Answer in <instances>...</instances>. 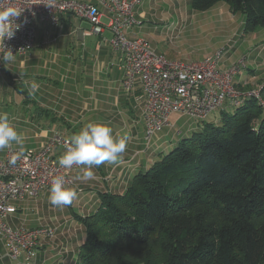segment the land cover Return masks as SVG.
<instances>
[{
  "label": "trees",
  "instance_id": "trees-1",
  "mask_svg": "<svg viewBox=\"0 0 264 264\" xmlns=\"http://www.w3.org/2000/svg\"><path fill=\"white\" fill-rule=\"evenodd\" d=\"M219 2L242 15L245 34L264 28V0H191V8L204 12ZM245 86L243 92L255 90ZM260 86L258 98L227 104L232 112L224 105L218 123L197 121L199 131L164 155L156 152L159 159L122 193H100L97 210L77 217L84 229L81 264H264Z\"/></svg>",
  "mask_w": 264,
  "mask_h": 264
},
{
  "label": "crops",
  "instance_id": "crops-1",
  "mask_svg": "<svg viewBox=\"0 0 264 264\" xmlns=\"http://www.w3.org/2000/svg\"><path fill=\"white\" fill-rule=\"evenodd\" d=\"M77 1L98 5L104 25L103 33L100 36H87L90 24L70 12L60 15L57 28L46 24L38 25L34 48L24 57L16 56L14 62L0 64V113H8L12 126L23 135V151L40 149L53 132H59L71 140L70 134L79 133L90 123L107 125L112 128L115 138L127 135L129 140L117 163L105 162L94 166L95 178L90 181L73 179L72 188L78 195L68 205L69 211L65 207L51 205L48 200L50 190L44 191L36 199L25 198L15 202L16 212L5 219L11 228H49L54 230V235L39 240L36 255L31 262H27L24 256L17 261L9 260L5 256V245L0 238V264H81L78 251L84 240V229L77 217L90 215L97 210L100 193H122L131 178L146 169L156 155L153 147H144L141 115L144 93L140 83L136 80L130 92L123 91L121 87L122 56L111 50L109 40L112 35L106 27L112 14L99 5V0ZM179 1L181 6L191 0H177L176 3ZM143 2L141 0L133 9L135 20ZM216 5L220 6L219 16L214 14L209 20H221L223 12L225 15L231 11L226 3L219 2ZM180 12L184 17L188 15ZM140 27L141 23L125 29V37L128 40L141 39L136 36L138 32L134 31ZM149 47L157 55L180 62L174 56L170 58L158 52L152 45ZM230 50L233 52L224 53L219 62L223 70L239 59H235L237 52L234 47ZM243 75L241 71L233 79L239 90L246 84L254 83L249 81V76ZM33 81L40 88L35 96H30L29 86ZM223 110L229 112L230 108L225 105ZM214 113L217 116L208 122L216 124L222 114L221 111ZM171 132V129H163L155 143H160ZM176 138L180 137L176 135ZM159 145H163L161 150L170 148L165 141ZM12 147L20 151L19 146L13 144ZM5 150H0V159L3 158ZM77 174L82 175L78 170L72 177Z\"/></svg>",
  "mask_w": 264,
  "mask_h": 264
},
{
  "label": "built area",
  "instance_id": "built-area-1",
  "mask_svg": "<svg viewBox=\"0 0 264 264\" xmlns=\"http://www.w3.org/2000/svg\"><path fill=\"white\" fill-rule=\"evenodd\" d=\"M140 2L99 0V5L112 14L106 27L112 35L109 40L111 50L122 56V90L130 92L137 80L144 93L141 115L146 147L153 145V139L158 140L163 129H173L169 119L174 114L200 121L225 104L239 105L248 95L258 98V91L243 92L234 85V77L245 68L243 61L235 62L225 70L218 69L223 48L202 61L184 64L157 55L145 40H128L124 30L140 25L133 17V9ZM10 6L20 11L13 21L20 27L14 37L4 43L18 57L26 56L34 48L38 25L57 28L60 15L66 12L90 24L87 36H100L104 30L98 5L69 0H0V10ZM70 142L61 133L53 132L40 149L21 153L10 147L0 159V238L9 260L17 261L24 256L31 262L39 240L53 237L54 230L49 228L13 229L5 219L16 212L15 202L36 199L50 190L52 179L57 175L65 177L66 187H73L72 174L82 166L66 169L58 163Z\"/></svg>",
  "mask_w": 264,
  "mask_h": 264
},
{
  "label": "rangeland",
  "instance_id": "rangeland-1",
  "mask_svg": "<svg viewBox=\"0 0 264 264\" xmlns=\"http://www.w3.org/2000/svg\"><path fill=\"white\" fill-rule=\"evenodd\" d=\"M69 1L81 2L77 0ZM176 2L177 0H144L136 18V21L141 23V27L138 30H134L138 32L136 36L147 41L158 52L170 58L174 56L184 64L198 62L205 55H210L222 48L225 49L224 53L227 51L233 52L230 48L234 47V50L237 52L235 59H239L231 65L237 61H243L245 65V68L242 70L243 76L247 75L249 76V81H254L250 86L246 84L245 89H255V91L259 89L260 91L262 88L260 84L264 83V28L245 34L243 32V17L239 13L229 11L224 15L223 12L221 20H209V17L214 14L217 17L219 16L218 7L220 6L216 5L207 11L200 12L192 10L191 1L189 2V0L188 4L185 2L181 6L180 1ZM180 11L186 12L188 15L184 17ZM253 58L256 60H253ZM217 66L219 70H223L220 65ZM237 79L236 77L235 80ZM240 91H243V89ZM228 106H231L230 103ZM232 110L230 109L229 112H232ZM219 111L217 110V112ZM215 115V113L209 115L206 121L213 120ZM181 116L174 114L169 119L171 126H173L171 130H176L174 133L177 134V137L181 139L184 135L188 136L193 132L199 131L200 125L203 123H200L198 126L197 121L194 122L195 120L191 121L192 119L190 120L186 116ZM191 127H194V129ZM177 130L180 132L177 133ZM72 136V134L69 135L70 138ZM143 137L145 139V132ZM157 137L159 138V135ZM176 140L177 138L173 132L160 140V143L165 141L166 146H170L169 149H165L162 152L163 155L172 148L171 143H175ZM152 141L153 144L156 142L155 139ZM160 143L155 144L158 146ZM162 146L159 145V148H154L153 153L155 154L160 151ZM159 156L160 154L156 155V160L159 159ZM64 207L69 211L70 206ZM59 212L61 213V211Z\"/></svg>",
  "mask_w": 264,
  "mask_h": 264
},
{
  "label": "clouds",
  "instance_id": "clouds-1",
  "mask_svg": "<svg viewBox=\"0 0 264 264\" xmlns=\"http://www.w3.org/2000/svg\"><path fill=\"white\" fill-rule=\"evenodd\" d=\"M20 15V11L10 6L0 10V63H11L16 59L10 47H6L5 41L11 40L19 25L13 21ZM40 85L33 81L29 86V95L35 96ZM129 137L124 135L115 138L111 127L103 124H88L79 133L71 138L70 146L59 158L61 167L70 169L73 165L80 167L81 174H77L75 181H90L95 178L94 166L105 162L117 163L125 152ZM19 146L20 152L24 150V137L10 123L8 113H0V150ZM63 175H57L52 179L48 200L55 207L70 205L77 199V191L65 186Z\"/></svg>",
  "mask_w": 264,
  "mask_h": 264
}]
</instances>
